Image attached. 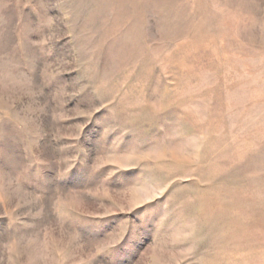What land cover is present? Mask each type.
Here are the masks:
<instances>
[{"label": "rangeland", "instance_id": "374dc122", "mask_svg": "<svg viewBox=\"0 0 264 264\" xmlns=\"http://www.w3.org/2000/svg\"><path fill=\"white\" fill-rule=\"evenodd\" d=\"M0 264H264V0H0Z\"/></svg>", "mask_w": 264, "mask_h": 264}]
</instances>
